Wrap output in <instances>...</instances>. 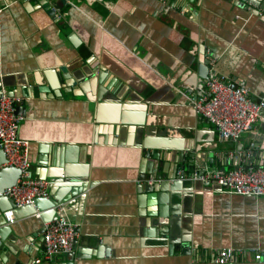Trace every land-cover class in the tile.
I'll return each instance as SVG.
<instances>
[{"label": "crops", "instance_id": "obj_1", "mask_svg": "<svg viewBox=\"0 0 264 264\" xmlns=\"http://www.w3.org/2000/svg\"><path fill=\"white\" fill-rule=\"evenodd\" d=\"M212 64L264 99V0H0V88L17 98L34 173L54 181L36 208L14 209L0 255L42 257L54 202L79 226L59 264H218L214 253L228 247L264 254V196L190 175L229 169L233 149L246 152L245 168L264 160L263 122L223 140L193 108ZM184 166L171 188L166 176Z\"/></svg>", "mask_w": 264, "mask_h": 264}, {"label": "built area", "instance_id": "obj_2", "mask_svg": "<svg viewBox=\"0 0 264 264\" xmlns=\"http://www.w3.org/2000/svg\"><path fill=\"white\" fill-rule=\"evenodd\" d=\"M52 11L56 14L54 8ZM60 16L57 14V18ZM196 112L209 120L218 130L223 140L237 141L243 133L255 131L257 124L264 123V99H255L250 89L232 78L220 76L214 65H210L208 80L198 94L189 96ZM17 98L10 95L7 88H0V149L7 157L6 166L20 170L17 183L4 190L2 195L12 198L15 206L36 208V200L50 196V186L54 181L36 176L29 154L30 141L22 138L20 128L22 116L17 113ZM246 152L233 149L229 158V169L205 168L190 173L193 179L205 183H217L228 193L264 196V160L256 168H245L241 162ZM249 154V153H248ZM244 156V157H243ZM243 157V158H242ZM187 172L178 170V177L184 178ZM64 205L57 207L58 216L43 226V254L35 257L32 264H59L58 256L69 252L79 234V226L64 212ZM13 210L5 212L9 223L15 218ZM34 215L40 217L37 209ZM253 257L264 263V254L253 249L228 247L217 250L212 261L229 264L239 259Z\"/></svg>", "mask_w": 264, "mask_h": 264}, {"label": "water", "instance_id": "obj_3", "mask_svg": "<svg viewBox=\"0 0 264 264\" xmlns=\"http://www.w3.org/2000/svg\"><path fill=\"white\" fill-rule=\"evenodd\" d=\"M6 162H7L6 154L2 149H0V210L2 211V213L4 212V216H3V214H0V248H1L3 243L7 244L6 239L10 233V230H12V225L8 224V221L5 217V210L12 209L14 212V209H16V207H17V206H15V203H14L12 198H9L5 195H2L1 193H3L5 189L14 186L17 183L18 178L20 177V170L16 167L6 166L5 165ZM182 169H184L185 172H188V170H189V169L187 170L185 166L182 167ZM223 169L226 170V168H223ZM177 176H178V168H176L174 175L166 176L169 180L172 181L171 188H176L179 185V182L177 180V178H179V177H177ZM157 177H159V176L157 175ZM162 177H164V176H162ZM167 186H169L168 182L161 183L160 189L161 190H167ZM154 188H156V191H158L156 186ZM7 198L12 203V207L6 208L7 204H8ZM54 203H56L57 206L60 205L57 202H54ZM28 207H30V206H25V207H23V209L28 208ZM15 212H14V214H15ZM0 264H21V262H19V261L14 262L11 259L10 260L5 259L4 256L0 255Z\"/></svg>", "mask_w": 264, "mask_h": 264}, {"label": "flooded vegetation", "instance_id": "obj_4", "mask_svg": "<svg viewBox=\"0 0 264 264\" xmlns=\"http://www.w3.org/2000/svg\"><path fill=\"white\" fill-rule=\"evenodd\" d=\"M57 207H58V206H57ZM57 207H56V208H57ZM56 211H57V210H56ZM34 213H35V211H34ZM33 215H34V214H33ZM34 216H35V215H34ZM56 218H57V217H56Z\"/></svg>", "mask_w": 264, "mask_h": 264}, {"label": "bare ground", "instance_id": "obj_5", "mask_svg": "<svg viewBox=\"0 0 264 264\" xmlns=\"http://www.w3.org/2000/svg\"><path fill=\"white\" fill-rule=\"evenodd\" d=\"M56 210H57V208H56Z\"/></svg>", "mask_w": 264, "mask_h": 264}]
</instances>
